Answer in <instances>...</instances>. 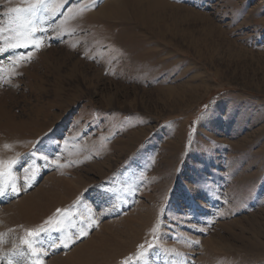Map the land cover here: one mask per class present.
Returning a JSON list of instances; mask_svg holds the SVG:
<instances>
[{
    "label": "rangeland",
    "instance_id": "1",
    "mask_svg": "<svg viewBox=\"0 0 264 264\" xmlns=\"http://www.w3.org/2000/svg\"><path fill=\"white\" fill-rule=\"evenodd\" d=\"M40 2L0 0L40 41L0 52V264H264V0L4 15Z\"/></svg>",
    "mask_w": 264,
    "mask_h": 264
},
{
    "label": "snow or ice",
    "instance_id": "2",
    "mask_svg": "<svg viewBox=\"0 0 264 264\" xmlns=\"http://www.w3.org/2000/svg\"><path fill=\"white\" fill-rule=\"evenodd\" d=\"M47 5L44 3V0H41L39 4L31 5L27 9H20V8H9L7 13H4V15H10L12 13H21L22 11L27 13L30 16H35L36 10L40 7H46ZM54 9L53 11H55ZM16 20H19V15H17ZM12 24H15V26H12ZM10 24L9 28L5 29L3 27H0V40H3L5 43H0V52L7 51L9 49H17V48H38L40 45V41L31 39V37L34 36L36 32V28L32 27V22L29 20L24 24H18L15 23V21ZM9 32L14 35H9L7 37L3 36L4 32ZM31 53L29 52L26 56H22L21 59L24 62H27L30 60ZM5 147H8L5 145ZM18 163V160H12L10 162H0V197L5 196L8 194L9 188L11 189V193L18 194L20 191V188L16 186V178L12 175L13 173V166ZM34 179V176L32 177ZM29 183V178L25 177V186H27ZM60 212V209H57V213ZM50 221H46L45 223H49ZM46 231L45 229L41 228L38 231L33 230H27V236L29 238L35 239L40 235V233ZM86 233H81V235H85ZM3 234H0L2 236ZM24 244H27L29 247H31V243L29 240L25 239L23 240ZM198 243V242H197ZM64 247H68V244H63ZM151 247V246H150ZM38 256L39 253H36Z\"/></svg>",
    "mask_w": 264,
    "mask_h": 264
},
{
    "label": "bare ground",
    "instance_id": "3",
    "mask_svg": "<svg viewBox=\"0 0 264 264\" xmlns=\"http://www.w3.org/2000/svg\"><path fill=\"white\" fill-rule=\"evenodd\" d=\"M182 11H183V10H182ZM163 13H164V12H163ZM176 13H177V12H176ZM167 14H168V13H167ZM153 15H154V14H153ZM185 15H186V14H185ZM155 16H156V15H155ZM166 17H168V16H166ZM151 18H152V17H151ZM151 18H150V19H151ZM164 18H165V17H164ZM168 19H169V18H168ZM151 20H152V19H151ZM153 20H154V19H153ZM158 21H159V20H158ZM162 22H163V23H162ZM162 22L160 21V24L162 25V27H164V29H167L168 27H166V26H167V25H166V21H162ZM176 22H177V21H176ZM149 23H150V21H149ZM152 24H153V23H152ZM154 24H157V23L155 22ZM169 24H170V23H169ZM171 25H173V23H171ZM176 25H177V24H176ZM176 25H175V26H176ZM144 26H145V25H144ZM147 26H148V25H147ZM159 26H160V25H159ZM175 26H174V27H175ZM155 27H156V26H155ZM155 27L153 26V28H155ZM162 27H159V28L162 29ZM177 28H178V27L176 26V33H177ZM149 29H150V28H149ZM156 29H157V27H156ZM174 29H175V28H174ZM178 29H179V28H178ZM150 30H151V29H150ZM157 31H158V30H157ZM160 31H161V30H160ZM167 31H168V30H167ZM164 32H165V31H164ZM164 32H163V34H165ZM180 33H181V32H180ZM159 34H160V33H159ZM163 34H162V35H163ZM174 34H175V33H174ZM174 34H173V35H174ZM162 35H161V36H162ZM178 35H179V34H178ZM180 35H181V34H180ZM184 35H185V34H184ZM186 35H187V34H186ZM182 37H183V34H182ZM185 37L188 38L187 36H185ZM203 38H204V37H203ZM193 40H194V39H193ZM200 40H202V39H200ZM171 41H172V40H171ZM203 41H204V40H202V42H203ZM192 42H193V41H192ZM197 42H198V41H197ZM204 44H205V43H204ZM204 47H205V46H204ZM170 90H171V89H170ZM170 90H165V91H166V92H170ZM171 91H172V90H171ZM105 103H106V102H105ZM128 126H129V127H134V126H136V122H135L134 120H131V121L128 122ZM139 130H140V128H139ZM140 131H141V130H140ZM29 203H30V202H29ZM33 203H34V202H33ZM29 205H30V204H29ZM49 208H50V207H49Z\"/></svg>",
    "mask_w": 264,
    "mask_h": 264
}]
</instances>
